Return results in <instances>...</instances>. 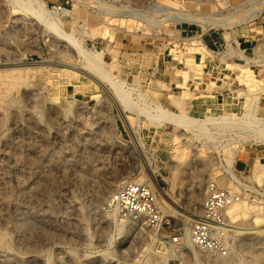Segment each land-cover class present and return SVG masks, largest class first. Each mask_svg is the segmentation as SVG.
I'll list each match as a JSON object with an SVG mask.
<instances>
[{
  "label": "rangeland",
  "instance_id": "rangeland-1",
  "mask_svg": "<svg viewBox=\"0 0 264 264\" xmlns=\"http://www.w3.org/2000/svg\"><path fill=\"white\" fill-rule=\"evenodd\" d=\"M45 2L107 76L97 84L64 65L84 58L50 33L32 0H0V264H264V176L253 175L264 164V78L233 66L241 53L231 46L235 30L264 19L254 17L264 0ZM243 15L250 20L230 28L216 20ZM195 57L230 70L218 77L219 102ZM181 114L206 127L187 132L178 155L177 131L162 120ZM148 169L180 211L158 199L176 232L103 210L120 182H147ZM213 181L241 196L228 220L258 227L237 228L227 256L200 252L187 236Z\"/></svg>",
  "mask_w": 264,
  "mask_h": 264
},
{
  "label": "built area",
  "instance_id": "built-area-1",
  "mask_svg": "<svg viewBox=\"0 0 264 264\" xmlns=\"http://www.w3.org/2000/svg\"><path fill=\"white\" fill-rule=\"evenodd\" d=\"M53 8L57 13L66 10L65 5H55ZM240 200L239 194L221 188L214 181L210 182L200 204L194 208L195 212H199L200 219L190 226L191 246L209 255H229L235 232L228 227L227 210ZM103 210L114 213L122 220L140 222L154 231H160L165 226L170 229L174 227L171 218L163 212L157 193L147 182H120L104 203ZM173 243L182 245L183 239L177 236L173 238Z\"/></svg>",
  "mask_w": 264,
  "mask_h": 264
},
{
  "label": "bare ground",
  "instance_id": "bare-ground-1",
  "mask_svg": "<svg viewBox=\"0 0 264 264\" xmlns=\"http://www.w3.org/2000/svg\"><path fill=\"white\" fill-rule=\"evenodd\" d=\"M32 1H33L34 4L37 5L38 10L40 11V13L38 15L36 14L37 17L49 27L50 33H53L54 35L58 36V38H60L61 40L66 41L68 44L71 45V47H73L77 51V53L81 57L84 58V62L80 66H77V65H75L72 62H68V64L66 62V63H64V65H66V66H68V67H70V68H72L74 70H77V71H79L81 73H84L85 75H88L93 80V82H95L97 84H101L98 78H104L105 76H107V74L102 73V70H101V68L99 66L98 60H96L95 58H93L92 56H90L91 54L88 55L89 52L86 53V50L81 45V42L77 41V39H74V37L71 34L65 32L64 28L53 18V16L51 14L47 13V11L44 10L45 4H46L45 0H32ZM256 11L257 12H255V13H257V14L254 15V17L257 18L264 11V2L261 5H259V7L257 8ZM245 16H247V15H243V16H233V17H225V18H216V20H219L220 19V21H219L220 24L221 23L222 24H225L226 27L228 26L230 28V27L237 26V25H239L241 23H245L246 21L250 20V17L249 18H244ZM209 18H211V17H209ZM217 25H218V23H217ZM66 46H68V45H66ZM100 58H102V57H100ZM17 62H18V60H17ZM102 62H103V60H102ZM241 68H243V70H244L242 72H244L246 74L247 73L246 67L245 66H242ZM240 73H241V71H240ZM116 86H118V85L116 84ZM116 92L118 93V95H119L120 98H122V99L125 98V95L123 94V92L120 91L119 86L116 87ZM125 106L127 108L135 109V106L133 104H130L129 102H126V105ZM72 107L73 106H71V108ZM217 119H219V118H217ZM221 119L224 120V118H222V117H221ZM159 120H161V119H159ZM212 121H213V119H212ZM258 121H259L260 124H262V127H263L262 134H264V118H259ZM162 122H166V123L170 124L177 131L176 137H175V140L174 141H175V143L178 146L177 149H176V151H175L178 155L181 152H183V148L182 147L185 146V145H183L182 140L186 137L187 132L191 131L195 126H198L201 131H204V129L206 127V126L204 127V124H205L204 121L198 120L197 118L196 119L195 118H192V117H190L188 115L187 116L186 115H182V114L180 116H178V117L166 118L165 120H162ZM197 148H193V150L194 151H198L199 148L198 149ZM239 151H240V149H239ZM178 168L179 167H177L176 164L170 166V170H172L174 172L177 171ZM227 171H228V173L231 174L232 177L236 178L235 177V175H236L235 174V171L232 169V167L230 165L229 166L227 165ZM146 175L149 178V180H147V183L157 193L158 199L160 197L166 199L168 201V203L170 204V207H172V211H175L176 213L180 212L178 210L177 206L174 205L173 201L169 200L167 194L164 193V192H161V189H160L161 187L158 186L159 183H158V180H157V177H156L154 171L152 169H148ZM253 175L254 176H257V177L264 176V164H262L260 162H257L255 164V166H254V169H253ZM166 180H167V178H166ZM122 182H124V181H122ZM138 182H141V181H138ZM105 195H107V194H105ZM228 210H227V212H228ZM194 216L200 218V214H196V215L194 214ZM194 221H198V219H195ZM228 227L233 232H235V233H237L236 229L238 228L239 233H241V234H245L246 231H248L249 229H256V230L258 229V227H256V226L255 227L252 226L251 228L240 227V226L239 227H236L229 220H228ZM189 232H191V227H190V230L187 231V236H189L188 238H189V242H190V234H189ZM175 253H176V255H179L180 254V251L176 249L175 250Z\"/></svg>",
  "mask_w": 264,
  "mask_h": 264
},
{
  "label": "crops",
  "instance_id": "crops-1",
  "mask_svg": "<svg viewBox=\"0 0 264 264\" xmlns=\"http://www.w3.org/2000/svg\"><path fill=\"white\" fill-rule=\"evenodd\" d=\"M231 35V46L237 53H241L240 57L238 56L234 58L232 65L238 66L239 64H249L250 68H253L251 69V72L255 76L264 78V63L260 62L258 64L256 61L259 55V48L263 46L264 43V19L247 27L237 29ZM254 60L256 62H254ZM236 62H239V64ZM195 64H203L201 73L204 79L203 83L206 85L205 92L212 94L217 102H219L222 93L225 92L226 89L223 84H219L218 81L220 79L218 77L220 75H226L224 72L229 69L223 66L224 63L219 58L217 60H206L205 62L201 60L200 63H198V58L195 57ZM213 84H216L217 86H213ZM69 90L70 89H67V93H69ZM246 159L243 158L242 163L246 164L248 161Z\"/></svg>",
  "mask_w": 264,
  "mask_h": 264
}]
</instances>
